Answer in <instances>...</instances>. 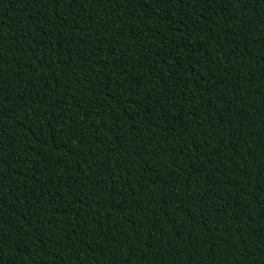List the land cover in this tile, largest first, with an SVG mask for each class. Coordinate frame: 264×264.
Returning <instances> with one entry per match:
<instances>
[{
    "label": "trees",
    "instance_id": "16d2710c",
    "mask_svg": "<svg viewBox=\"0 0 264 264\" xmlns=\"http://www.w3.org/2000/svg\"><path fill=\"white\" fill-rule=\"evenodd\" d=\"M0 264H264V0H0Z\"/></svg>",
    "mask_w": 264,
    "mask_h": 264
}]
</instances>
